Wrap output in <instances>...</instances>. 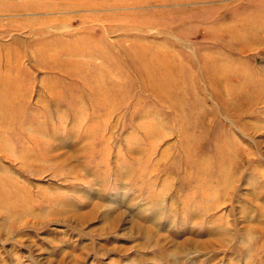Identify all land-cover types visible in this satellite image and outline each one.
<instances>
[{
    "label": "rangeland",
    "instance_id": "1",
    "mask_svg": "<svg viewBox=\"0 0 264 264\" xmlns=\"http://www.w3.org/2000/svg\"><path fill=\"white\" fill-rule=\"evenodd\" d=\"M263 11L0 0V264H264Z\"/></svg>",
    "mask_w": 264,
    "mask_h": 264
},
{
    "label": "bare ground",
    "instance_id": "2",
    "mask_svg": "<svg viewBox=\"0 0 264 264\" xmlns=\"http://www.w3.org/2000/svg\"><path fill=\"white\" fill-rule=\"evenodd\" d=\"M264 14V11L262 12ZM261 18H264V15L261 17ZM227 27V31L230 33V35L235 38V40L237 41H244L245 43L248 42L249 40L252 41L253 43L255 44H258L259 41H258V34L261 32V31H264V23H258L256 22L254 25H252L250 28L249 27H245L247 29L245 30H236L235 29V23L233 22L230 23V25H226ZM238 33H237V32ZM261 34V33H260ZM264 36V35H263ZM264 38V37H263ZM258 42V43H257ZM247 45V44H245ZM216 56V55H215ZM217 58V59H216ZM216 58L212 59L210 61L206 60V65L212 69L210 71H212V73H214V80L211 79V81L215 84L217 81L215 80L216 79H221L223 81H225L226 79L220 75V73L222 74V68L221 66L222 65H218V64H215V63H218L219 60L221 61V59H219L218 56H216ZM212 66V67H211Z\"/></svg>",
    "mask_w": 264,
    "mask_h": 264
}]
</instances>
